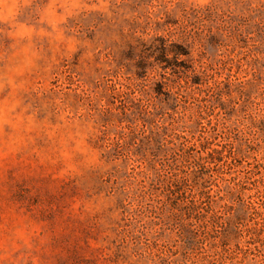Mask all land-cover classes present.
I'll use <instances>...</instances> for the list:
<instances>
[{"label":"rangeland","instance_id":"374dc122","mask_svg":"<svg viewBox=\"0 0 264 264\" xmlns=\"http://www.w3.org/2000/svg\"><path fill=\"white\" fill-rule=\"evenodd\" d=\"M263 182L264 0H0V264H264Z\"/></svg>","mask_w":264,"mask_h":264},{"label":"trees","instance_id":"16d2710c","mask_svg":"<svg viewBox=\"0 0 264 264\" xmlns=\"http://www.w3.org/2000/svg\"><path fill=\"white\" fill-rule=\"evenodd\" d=\"M260 180L261 177L259 176L256 181L260 182ZM262 185L264 188V182ZM242 208L246 211L247 220L240 225L239 231L243 232L245 244L238 247L234 254L240 253L245 257L255 255L253 251L260 253L261 249L264 248V197L257 196L255 200L243 204ZM262 257L264 260V255Z\"/></svg>","mask_w":264,"mask_h":264}]
</instances>
